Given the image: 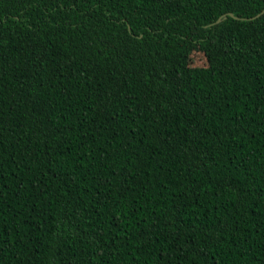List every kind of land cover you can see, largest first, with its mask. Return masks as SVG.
Wrapping results in <instances>:
<instances>
[{"label": "trees", "instance_id": "16d2710c", "mask_svg": "<svg viewBox=\"0 0 264 264\" xmlns=\"http://www.w3.org/2000/svg\"><path fill=\"white\" fill-rule=\"evenodd\" d=\"M0 264H264V0H0Z\"/></svg>", "mask_w": 264, "mask_h": 264}, {"label": "water", "instance_id": "95a60500", "mask_svg": "<svg viewBox=\"0 0 264 264\" xmlns=\"http://www.w3.org/2000/svg\"><path fill=\"white\" fill-rule=\"evenodd\" d=\"M228 16H234L236 18H238L237 16H235V14L233 12H228V13H225L223 14L222 16H220L216 21L215 23H220L222 20L226 19ZM131 29V27H129Z\"/></svg>", "mask_w": 264, "mask_h": 264}, {"label": "rangeland", "instance_id": "374dc122", "mask_svg": "<svg viewBox=\"0 0 264 264\" xmlns=\"http://www.w3.org/2000/svg\"><path fill=\"white\" fill-rule=\"evenodd\" d=\"M199 62H200V63H202V62H203V60H202V59H199Z\"/></svg>", "mask_w": 264, "mask_h": 264}]
</instances>
